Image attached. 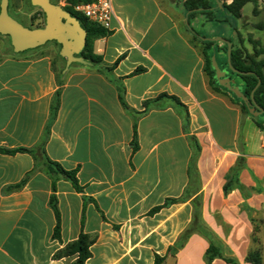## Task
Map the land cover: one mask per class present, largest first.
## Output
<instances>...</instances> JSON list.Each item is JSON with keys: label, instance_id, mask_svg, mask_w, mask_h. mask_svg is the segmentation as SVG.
Wrapping results in <instances>:
<instances>
[{"label": "crops", "instance_id": "crops-1", "mask_svg": "<svg viewBox=\"0 0 264 264\" xmlns=\"http://www.w3.org/2000/svg\"><path fill=\"white\" fill-rule=\"evenodd\" d=\"M112 7L109 34L93 42L98 67L74 63L64 71L65 60L52 47L8 52L0 37V264H72L76 255H53L81 231L95 238L85 264H153L155 254L165 257L162 264H204L208 242L195 233L174 255L167 253L191 224L195 199L201 223L227 255L249 264L248 251L264 245V132L258 130L249 149L243 113L228 93L209 85L203 46L187 30L181 7L171 11L161 0H112ZM222 58L216 55L219 63ZM162 93L178 98L187 119L168 100L144 112L143 102ZM42 142L51 161L65 170L78 167L83 190L76 193L64 179L56 183L59 239L52 237L50 179L41 161L1 152L36 154ZM241 157L240 184L255 187L253 175L262 190L225 196L226 175ZM27 175L23 186L9 189ZM83 196L93 201L84 203ZM167 199L183 201L149 213Z\"/></svg>", "mask_w": 264, "mask_h": 264}, {"label": "trees", "instance_id": "trees-1", "mask_svg": "<svg viewBox=\"0 0 264 264\" xmlns=\"http://www.w3.org/2000/svg\"><path fill=\"white\" fill-rule=\"evenodd\" d=\"M89 0H64L66 3L65 6L61 8L70 14L72 17L77 19L80 24V27L86 32V42L83 47L80 56L92 66H99L102 63L101 57L93 53V42L96 39L105 37L109 34V31L104 30L103 28L89 22L82 15L74 12L69 5L77 4L79 2H87ZM220 1V0H219ZM222 4L220 7L217 6L215 0H181L180 7L185 16V26L187 30L191 33L194 40L198 41L203 46V57H204V71L209 78V85L216 91H223L228 93L234 104L240 107V110L243 114H246L250 117L253 124L260 132H264V113H261L258 117H253L247 112L246 103L235 97L234 94L229 92L224 88H221L217 85L214 80V71L211 67V61H213L217 68L226 70L224 78L229 82L230 87L240 86V92L249 98L252 93L254 102L257 106L264 109V47H262L258 39H254L252 35H248L245 39L241 33V26L239 20L241 19V10L248 4H253V13H256V3L257 0H231L230 3L220 1ZM57 4V3H54ZM200 19L199 24L195 22L196 19ZM0 37H7L0 35ZM220 37L231 43V53H230V64L231 66L240 72L251 74L238 75L231 72L227 64L226 44L215 41L214 39ZM57 48L56 56L57 58L64 60L59 57L58 51L60 50V45L54 41ZM48 43V42H47ZM248 43L251 46V52L247 49L246 44ZM222 55V62L219 63L216 59V55ZM115 67V64L112 66H106L105 69L112 70ZM141 69H137L133 74L141 72ZM259 80V85L256 87ZM256 87V88H255ZM255 88V89H254ZM58 97L59 91L56 92L53 101V107L51 110L50 121L54 119L58 108ZM119 100L121 105L128 109L126 104L123 101V97L120 94ZM168 100L171 104L182 110L184 112L185 119H187L186 107L178 100L175 96H169L165 93L159 94L153 99L146 100L143 102L144 112L151 109L162 108V102ZM250 107H252L250 100L248 101ZM48 134V127L46 128L45 135ZM193 140L194 156L192 161L194 162L199 147L196 141ZM132 153H134L137 148V134L135 125L133 126V134L131 140ZM1 152L5 154H15V153H29L33 156L35 160L41 161L43 166V171L50 179V189L51 194L49 196V207L51 208L54 218L55 225L53 228L52 237L54 239H59L60 233V214L57 208V199H56V183L59 179H64L70 183L72 188L76 193H83L82 187L79 185L76 174L78 172V167L73 170H65L57 162L51 161L45 155L43 149V142L39 146V151L35 154L30 149L17 148L12 150L1 149ZM244 158H237L235 165L231 167L226 175V182L223 185V194L226 196L232 190L237 189L244 198H247L251 193H260L261 188L259 186V181L251 175L256 186L253 188H245L239 182V174L241 170L245 169ZM28 175L18 184L11 186L10 190L19 189L24 185ZM93 201L90 198L83 196V202ZM182 199H167L163 205L153 208L149 213L154 214L159 211L161 208L166 207L167 205L175 204L182 202ZM193 204L196 206L193 212V218L191 224L188 228L181 233L177 241L167 249V253L174 255L179 249H181L186 243L187 239L192 234H198L205 238L208 242V246L203 255L204 264H211L214 259H221L226 264H239L237 260L227 255V249L225 246L215 237V235L208 230L200 221L199 215V201L195 199ZM83 221V216L81 218ZM81 221V224H82ZM256 233V229L255 232ZM95 238L89 236L82 231L79 233L77 239L66 244L62 249L58 250L53 257L55 259H61L65 257H70L76 255V259L72 264H85L87 259L91 256L90 246L94 243ZM253 243L256 241L253 238ZM165 257H160L159 255H154L153 264H162ZM245 262L249 264H262V257L259 249H250L245 257Z\"/></svg>", "mask_w": 264, "mask_h": 264}, {"label": "water", "instance_id": "water-1", "mask_svg": "<svg viewBox=\"0 0 264 264\" xmlns=\"http://www.w3.org/2000/svg\"><path fill=\"white\" fill-rule=\"evenodd\" d=\"M29 1L32 6L38 7L44 14L45 21L42 27H24L8 15L7 8L9 0H0V35L9 37L13 52L21 53L27 50L38 48L47 42L54 41L60 45L58 55L65 60L64 71H66L68 67L74 63L90 66L91 64L80 56V53L85 46L86 32L80 27L77 19L64 11L59 4H52L49 2V0ZM215 1L217 6L220 7L222 3L219 0ZM214 40L226 44L227 64L231 72L238 75L251 74L250 72H240L231 66L230 42L220 37H217ZM214 70L218 71L216 65ZM258 85L259 80L256 87H258ZM226 88L229 90V92L234 94V96L246 103L247 112L251 116L258 117L261 113H264V109L255 104L252 93L250 94L249 98H247L240 91H237L236 88L234 89L230 87L229 82L228 85H226ZM249 100L252 107H250L248 103Z\"/></svg>", "mask_w": 264, "mask_h": 264}, {"label": "rangeland", "instance_id": "rangeland-1", "mask_svg": "<svg viewBox=\"0 0 264 264\" xmlns=\"http://www.w3.org/2000/svg\"><path fill=\"white\" fill-rule=\"evenodd\" d=\"M220 1H224L226 3L231 2V0H220ZM161 2L165 6H167L169 10L178 11L179 10L178 8L180 7L181 0H161ZM24 3H26V0H10V5L12 7V10L17 11V12H18V10H20V8H22ZM27 3H28V1H27ZM59 5L61 6V2L59 3ZM21 19L23 20L25 25H30L29 22L27 21L26 17H23V18L21 17ZM40 23H41L40 17L35 16L33 21H32L33 28H34V26H37ZM239 24L242 25L241 26V33L245 39L250 34V35H252V37L254 39H258L260 41L262 47H264V0H257L256 13H253V4H251V3L246 4L241 10V19L239 20ZM3 41L5 43V47H6L7 51L11 52L12 47L10 45V40L7 37H3ZM245 44H246L247 49L251 52V46L248 43H245ZM44 45L50 49L52 47L55 51H57L58 47L52 42H48ZM44 45H42V46H44ZM262 58H264V56H262ZM215 65H214V62L211 61V67H212V70L214 71V80L216 81V83H220L221 85L226 87V85H228V82H227L226 78L223 77L226 74V70L220 69V68H218V71L214 70ZM232 88H234V89L236 88L237 91H240V86H236V87H232ZM244 120L246 121V124H244L245 123ZM242 122L244 124L243 132H247L248 137L251 140V142L249 143V145H250L249 149H254L256 147L258 129L253 124L250 117H248L246 114H243ZM253 238L257 242V234L254 233ZM262 239H264V234H262ZM262 242H264V240H262ZM255 247H256V244H255ZM259 251H260L261 257H262V264H264V245L261 246V249H259Z\"/></svg>", "mask_w": 264, "mask_h": 264}, {"label": "built area", "instance_id": "built-area-1", "mask_svg": "<svg viewBox=\"0 0 264 264\" xmlns=\"http://www.w3.org/2000/svg\"><path fill=\"white\" fill-rule=\"evenodd\" d=\"M65 5V2H61V7ZM69 6L89 22L107 31L111 29V22L114 19L112 0H89Z\"/></svg>", "mask_w": 264, "mask_h": 264}, {"label": "flooded vegetation", "instance_id": "flooded-vegetation-1", "mask_svg": "<svg viewBox=\"0 0 264 264\" xmlns=\"http://www.w3.org/2000/svg\"><path fill=\"white\" fill-rule=\"evenodd\" d=\"M27 1H28V3H27ZM49 2L52 3V4H54V3L59 4L60 2H64V0H49ZM7 11H8V15L12 19L17 21L18 23H20L24 27L33 28L32 21H33L35 16H39L40 17L41 23L39 25H37V26H34V28H39V27H42L44 25V21H45L44 14L42 13V11L38 7L32 6L30 4L29 0H26V3H24L22 8H20V10H18V12L12 10V7L10 5V0H9ZM21 17L22 18L26 17V19H27V21L29 22L30 25H25L23 20L21 19Z\"/></svg>", "mask_w": 264, "mask_h": 264}]
</instances>
